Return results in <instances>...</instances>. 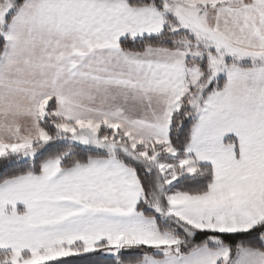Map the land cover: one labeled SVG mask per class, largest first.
I'll return each instance as SVG.
<instances>
[{
	"label": "snow or ice",
	"instance_id": "obj_1",
	"mask_svg": "<svg viewBox=\"0 0 264 264\" xmlns=\"http://www.w3.org/2000/svg\"><path fill=\"white\" fill-rule=\"evenodd\" d=\"M0 264H264V0H0Z\"/></svg>",
	"mask_w": 264,
	"mask_h": 264
}]
</instances>
